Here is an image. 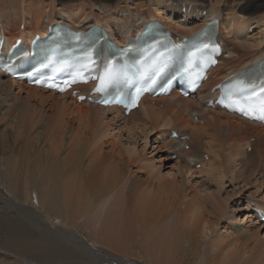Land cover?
Masks as SVG:
<instances>
[{"label":"bare ground","instance_id":"6f19581e","mask_svg":"<svg viewBox=\"0 0 264 264\" xmlns=\"http://www.w3.org/2000/svg\"><path fill=\"white\" fill-rule=\"evenodd\" d=\"M168 1L0 0L9 43L62 21L75 29L103 25L121 44L150 19L184 36L214 16L224 51L194 96H145L127 116L0 72V264H264V224L254 220L264 214V199L248 193L241 208L231 207L235 199L228 204L240 182L243 190L255 188L251 176L261 179L256 187L264 190V124L205 106L214 96L211 86L264 57V12L258 15L264 4L188 0L191 13L177 20L181 0ZM251 21L258 30L248 36ZM108 129L123 130L132 146L155 133L156 140L163 138L153 143L154 157L175 153L182 183L159 175L154 180L152 161L134 148H116L104 139ZM170 130L185 140L167 137ZM249 146L252 153L244 151ZM223 184L230 194L222 199ZM222 220L227 227L220 231ZM246 236L255 247L243 246Z\"/></svg>","mask_w":264,"mask_h":264},{"label":"rangeland","instance_id":"374dc122","mask_svg":"<svg viewBox=\"0 0 264 264\" xmlns=\"http://www.w3.org/2000/svg\"><path fill=\"white\" fill-rule=\"evenodd\" d=\"M43 1H45V2H47V1H49V0H43ZM172 0H169L168 2H167V5H170L172 2H171ZM183 0H181V1H178L176 4H178L177 6H178V9H179V7H180V10H179V14L178 15H180V16H182V17H178L177 18V20L178 19H182V18H184V16H189L188 14L189 13H191V11H189V8L191 7L192 8V5L193 4H191L190 2H188V0H184L185 2H182ZM171 2V3H170ZM180 2V3H179ZM170 3V4H169ZM189 3V4H188ZM232 4H233V2H231ZM230 3V1H229V3H228V6H230V7H228V8H230L229 10H230V12H231V14H235V16L237 15H239L238 13H240L239 11H238V9L235 7V5L233 4H231ZM252 3H254L253 1L251 2V0L250 1H248V0H243V5H248V4H252ZM261 3L262 4H264V0H261ZM183 4H185L186 5V7H185V5L183 6V8H182V6L181 5H183ZM231 4V5H230ZM189 5V6H188ZM182 8V9H181ZM186 8V9H185ZM190 8V9H191ZM232 8V9H231ZM186 10V11H185ZM234 10H235V13H234ZM233 11V12H232ZM185 14H184V13ZM264 12V10L263 11H261L260 13H258V15H261L262 13ZM169 13H170V11H169ZM182 13H183V15H182ZM197 13H199L198 14V16H200V15H204V13H205V9L203 10V12H197ZM187 14V15H186ZM170 15V14H169ZM247 16H244V18H246ZM137 18V17H136ZM137 20H139V18L137 19ZM250 23V28L248 29V30H244V31H246L247 33H245L246 35H248V36H250V35H253V34H256L257 33V30L258 29H256V28H254L253 29V27H254V25H253V22L251 21V22H249ZM253 26V27H252ZM253 30V31H252ZM174 33V32H173ZM177 35V34H176ZM247 36V37H248ZM69 99L71 100V99H73V98H71V97H69ZM69 99H68V102H69ZM0 130L2 131L3 130V126H0ZM9 131V130H8ZM8 131H6V133H8ZM108 131V132H107ZM3 132V131H2ZM110 132V133H109ZM188 132V131H187ZM5 133V134H6ZM104 133H106V135H104V136H106V137H104V139H108V142H116V144H115V147L117 148V146H118V149H120L121 150V147H122V151L124 150H127V149H136L135 150V153L136 152H138V153H140V154H143L144 156H142V158H144V160H147L148 159V161H149V163L152 161H154L153 163L151 162L150 164V166H151V168H152V166H154V168H152L153 170H151V168H150V170H151V172H153V174L151 173V176H152V178L154 179V180H156L157 178H158V176L157 175H159V176H162V178H168V179H170V180H172V181H174V182H176V179H177V181H178V183L181 181V183H182V177L181 176H179V174H175L176 173V168L174 167V164H175V161H176V159H175V157H173V156H166L165 154H163V153H161V154H163L160 158H158V156H155L154 157V152L152 151V149H153V145L154 144H162V142H163V138L162 139H159V140H156L155 138H157V134L155 133L154 135H152V136H150L149 138H147V141L144 143L143 142V140H136V143L132 146L131 145V140H129L128 139V137L126 136V134L124 133V131L123 130H121V134H120V130L117 132V130H105V132ZM109 133V134H108ZM114 133H115V135H114ZM118 133V134H117ZM117 134V135H116ZM111 135H113V136H111ZM119 136V137H118ZM114 137V138H113ZM116 137V138H115ZM120 138V139H119ZM112 139V140H111ZM114 139V140H113ZM116 139V140H115ZM155 141V142H154ZM204 141V140H203ZM249 141L250 142H253L254 141V137H252V138H250L249 139ZM119 143V144H118ZM154 143V144H153ZM214 145V144H213ZM120 146V147H119ZM131 146V147H130ZM142 148H143V151H142ZM243 150H244V147H243ZM245 152H247V153H252L253 152V147L252 146H249V147H247V149H245L244 150ZM203 152V150L201 149V151H200V153L199 154H201ZM176 156V155H175ZM211 158V157H210ZM162 159H163V162H160L159 160H161L162 161ZM168 159V160H167ZM206 160V159H205ZM264 162V161H263ZM158 163V164H157ZM161 163V164H160ZM157 164V167L155 166V165ZM198 164H200V163H198ZM156 167V168H155ZM160 169H159V168ZM202 169V167H195V170H201ZM157 170L159 171V172H157ZM175 170V171H174ZM173 171V172H172ZM175 174L176 176H174L175 177V179H174V177H172V175L173 174ZM199 173V181H202V180H204L205 179V173H200V172H196V174H198ZM201 174V175H200ZM143 176H145V175H143ZM157 176V177H156ZM186 176V175H185ZM257 177L258 176H255V177H250V179L252 180V182H254V180H256L255 181V183L254 184H257L256 186H260V184L262 183V181H261V179H259V177H258V179H257ZM172 178V179H171ZM186 178H183V183H186V180H185ZM188 179L190 180V183L192 184V185H194L195 183H193L194 182V180L195 179H192V178H189L188 177ZM226 182V181H225ZM181 183H179V184H181ZM178 186V185H177ZM194 186H196V185H194ZM223 187L225 186L226 188V190L223 192V194H221L222 196H221V198L223 199V198H226L227 197V193L229 192V194H230V187H228V186H226L225 184H223L222 185ZM239 186V189L236 191L235 189H237V187ZM253 186V185H252ZM255 186V188L254 187H249L247 190H243L242 188V183L240 182L238 185H235V187H233V189L236 191H233L234 193H232L231 192V194H234L233 196H231L232 198H230L229 199V203L228 204H230V201L231 200H233V199H235V201L237 200V203L235 204V201L230 205L231 207H233V208H236L235 206H237V207H239V208H241L243 205H245V200L247 199V195H248V193L249 194H252V196L255 198V200L257 199V200H261V198H263L264 199V190L261 192V190H262V187L260 188V189H257V187ZM205 187V186H204ZM212 189V190H211ZM215 188H214V186L213 187H211L210 189H206V192L205 193H207V191L208 192H212L213 190H214ZM200 192L202 193V194H204V192H203V189L202 190H200ZM227 204V205H228ZM243 204V205H242ZM253 211V210H252ZM252 214L254 215V213L252 212ZM238 216H239V214H238ZM239 218H240V216H239ZM254 220H255V217H254ZM227 226H226V222L224 223L223 222V220L222 221H220V223H219V225H218V228H219V230L220 231H222V230H224L225 228H226ZM250 227H252V226H249V230H251V229H253L254 230V232H255V228L254 227H252L251 229H250ZM251 232H253V231H251ZM261 235H262V237L264 236V232H262L261 233ZM261 235H260V237H261ZM247 237V236H246ZM243 238L242 240H241V243L243 244V246H246L248 249L249 248H252V247H255V245H256V242H255V240H253V237L252 236H249V237H247V238ZM252 237V238H251ZM246 240V241H245ZM249 240V241H248ZM249 242V243H248ZM246 243V244H245ZM249 244V245H248ZM255 244V245H254ZM262 246H264V245H262ZM143 262H144V260H142ZM146 262V261H145Z\"/></svg>","mask_w":264,"mask_h":264},{"label":"snow or ice","instance_id":"6c2138e0","mask_svg":"<svg viewBox=\"0 0 264 264\" xmlns=\"http://www.w3.org/2000/svg\"><path fill=\"white\" fill-rule=\"evenodd\" d=\"M211 49L215 51V47L209 43H204L200 47H198L195 51H193L190 55L198 60L203 62V66L206 67L208 64L215 63L211 57H205L204 53L206 50ZM199 54V55H198ZM84 58L86 62L80 64V68H78L75 73L71 76V79L65 81V86H70L72 83H76L78 81L86 82V78L84 76V70L90 68L91 65L95 64L93 59V52L90 50L84 54ZM51 63V61H49ZM192 61H190V64ZM199 67V65H197ZM48 67V64H41L39 68L35 71L39 72L42 68ZM74 65L70 64L69 62H63L59 67H56L54 70L57 72L65 71L69 68H73ZM9 70L11 68L9 67ZM202 68L200 72L196 73V79H200L202 76ZM158 70L154 73V76L159 75ZM115 77V72L112 66V62H109L106 66L103 75H101L98 79L100 81V86L97 88V91H102ZM37 83H42V81L37 80ZM151 84H155V79L151 80ZM151 84L149 87H151ZM48 87L59 88V90L63 91L64 89L61 88L59 85L49 82L47 84ZM193 86L195 87V81H193ZM148 88L137 89L135 96L132 97L129 107H135L137 105L139 96L143 91H147ZM164 91H167L165 88ZM224 107L240 112L244 116H247L252 119H258L264 121V83L260 85H253L250 88L240 89L238 92L229 91L225 93L221 100L219 101Z\"/></svg>","mask_w":264,"mask_h":264}]
</instances>
